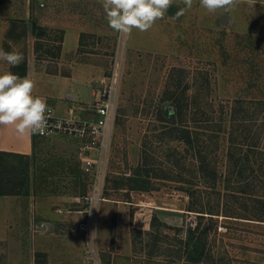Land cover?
Here are the masks:
<instances>
[{
	"label": "rangeland",
	"instance_id": "obj_1",
	"mask_svg": "<svg viewBox=\"0 0 264 264\" xmlns=\"http://www.w3.org/2000/svg\"><path fill=\"white\" fill-rule=\"evenodd\" d=\"M183 8V0H174L165 17L151 29L121 36L108 26L100 2L0 0V48H15L28 58L29 47L40 35L44 45L32 55L36 68L63 74L75 62L93 64L91 73L78 77L81 85L64 77L45 81V93L51 86L62 90L61 100L45 96L59 114H67L69 105L82 113L116 58L120 64L110 148L102 160L104 198H85L90 177L82 172L79 141L73 138L35 134L36 147L29 157L4 154L1 160L2 170L14 182H24L19 194L29 209L41 206L37 202L41 199L45 210L87 211L82 220L88 222L86 229H75L69 223L75 234L70 237L79 236L81 262L86 264H194L187 259L181 241L199 219L200 229L206 231V254L195 264H264V201L253 197L256 194L264 199V159L258 157L259 162L255 161L241 180L229 171L227 158L228 149L236 143L255 140L264 146V0L254 6L241 0L234 10L215 13L194 0L191 9L175 18ZM13 18H25L26 28L17 23L10 31ZM32 21L37 22L35 31ZM72 22L84 29L80 46L75 54L61 58V51L56 56L57 46L61 36L64 40L63 27ZM39 25L45 28L44 33ZM11 69L0 60V73ZM68 93L77 95L76 99H68ZM178 97L184 105L183 122L160 121L159 110L168 112ZM181 125L198 131L206 141L207 160L217 167L215 183L201 176L198 153L194 156L178 137ZM163 129L170 131L163 133ZM145 149L149 164L156 168L164 163L166 169L152 170L149 188H131L139 181L128 177L140 164ZM172 154L175 161L177 156L182 159L178 167L169 164ZM250 187L253 190H248ZM188 188L200 196L195 209L205 211L188 209L192 202ZM156 206L186 213L182 217L158 214ZM154 213L160 217L156 227L152 224ZM199 214L205 215L200 218ZM26 221L19 218L18 228L24 229L25 235L11 244L13 255H27L33 244L37 250L45 244L57 248L54 238L48 235L45 239L39 230L33 238L28 236ZM41 251L39 256H44Z\"/></svg>",
	"mask_w": 264,
	"mask_h": 264
},
{
	"label": "crops",
	"instance_id": "obj_2",
	"mask_svg": "<svg viewBox=\"0 0 264 264\" xmlns=\"http://www.w3.org/2000/svg\"><path fill=\"white\" fill-rule=\"evenodd\" d=\"M91 1L99 2V0ZM29 14L30 10L28 9L26 10V17H29ZM63 28L65 30L61 58L65 54H75L77 52L84 30L76 22L67 23ZM30 48L31 51L29 50L27 58L28 72L25 76L36 81L34 95L61 100L62 90L55 86H51L48 93H45V81H56L57 78L64 77L72 83L81 85L82 80L78 77L84 72L86 74L91 73L93 69L92 63L85 62L73 63L69 75L38 69L34 66L32 59V55L35 54V45L33 44ZM76 89L79 90L78 87ZM76 96L74 93L67 94V98H70V100H75ZM69 106L66 107V112ZM33 137L34 135L20 136L13 126H0V150L31 154L33 152ZM37 202L41 206L35 204V208L29 209L21 194H0V264H80L83 259L81 241L79 236L70 237L72 227L69 223L78 224L83 220L87 211L84 209H67L64 211L62 209L60 212H55L50 209L45 210L41 199H38ZM45 203H48V201H45ZM19 218L27 220L25 227L28 236L33 238V235L38 233L39 230L42 236L45 235V239L48 235L54 238L53 240L58 243L57 248H50L45 244V247L42 246L43 248L40 249L45 255L39 256L38 252L40 250H37L35 244H33V247H29L27 255L16 256L14 254V256L10 250L11 244L18 243L17 238L25 235V230L18 228Z\"/></svg>",
	"mask_w": 264,
	"mask_h": 264
},
{
	"label": "clouds",
	"instance_id": "obj_3",
	"mask_svg": "<svg viewBox=\"0 0 264 264\" xmlns=\"http://www.w3.org/2000/svg\"><path fill=\"white\" fill-rule=\"evenodd\" d=\"M108 26L121 36H130L133 30L146 32L162 20L174 0H99ZM254 6L258 0H246ZM194 0H183L185 8L179 9L175 18L192 8ZM241 0H199L209 13L218 10H234ZM0 60L12 67L19 66L23 54L16 50L0 48ZM36 81L28 76L20 77L9 71L0 73V126H13L20 135L43 134L48 125L51 108L44 97L34 95ZM98 210V209H97ZM91 211V210H90ZM90 213V212H89Z\"/></svg>",
	"mask_w": 264,
	"mask_h": 264
},
{
	"label": "trees",
	"instance_id": "obj_4",
	"mask_svg": "<svg viewBox=\"0 0 264 264\" xmlns=\"http://www.w3.org/2000/svg\"><path fill=\"white\" fill-rule=\"evenodd\" d=\"M17 23H23L25 28L27 26V21L25 18H23V19L13 18L12 22H11L10 31L15 30ZM32 23H33V27H34V31H35L36 26H37V22L32 21ZM39 26L42 29V32L44 33L45 28L42 25H39ZM24 34H26V32ZM41 40H43L42 36L37 35V38L35 41V52H38V50L41 47H43L44 42H42ZM62 40H63V36H61V38L59 40L60 43L57 46L58 47V53L56 56H60V51L62 48ZM11 70L13 73H15L19 76L27 75V72H28L27 56L24 57L23 62L19 66L12 67ZM48 72L58 73V71H56V70L48 71ZM63 74L69 75L70 71H65V72H63ZM180 100L181 99L179 97H178V99L173 100L174 102L172 103V109L169 108L168 112H166V113L164 112L163 108H161L159 110V115H160L159 120L164 121L166 123H170L172 125H175L177 123H182L183 122L184 105H183L182 101H180ZM236 109H237V107H236ZM240 111H241V109H240ZM235 112H238V109L235 110ZM195 113H196V111H195ZM235 118H236V115H235ZM240 119H242V118H240ZM245 120H248V119L246 118ZM164 128H168V126H165ZM163 130H165V131H163V133L170 131V129H168V130L163 129ZM179 130H180V133H179L178 137L183 139V141L185 143H187V148L189 147L188 148L189 150H192L193 152H195L194 156H197V153L199 155L198 171L200 172L201 176L206 178L207 180L208 179L212 180L215 183L216 176H217V173H216L217 167L214 163H212V161L207 160V155L209 152H208V146L206 145V141L203 142L202 138L199 136L198 131H196V130L192 131L190 129V127H188L187 125H181ZM241 130H240L241 139L244 140V136H246L245 131L242 128H241ZM194 132L196 134H194ZM233 140H234V138H233ZM251 142L246 143L245 145H244V142L233 144V145H231V148H229L227 151V158H228V162H229V171H231L234 174L235 178H241V180H244L243 178L245 176L244 177H242V176L245 174V172L253 169L255 161L259 162L258 157H261V159H264V146L259 145V143L255 140H252ZM36 143H37V140H36L35 135H34V137H33V151L36 147ZM258 153H260L261 156H259ZM4 154H6V155L7 154L23 155V156H27V157H29L30 154H23V153H16V152H11V151L0 150V194H18V193H20V191H19L20 186L23 185L24 182L23 181L22 182L21 181L20 182H14L11 179L10 174L6 173L4 170H2V167H1L2 161L1 160H2V155H4ZM253 157H255V159H253ZM171 159L172 160L169 161V164H172V162H173V164H175L177 167L182 163V159L179 156L176 157V161H175L173 159V154H172ZM261 164L259 163V165H261ZM80 166H81V163H80ZM166 166L167 165L164 163H159V165H156V168H155L154 165L149 164V153L147 152V149H145L141 155L140 164L132 171V173L128 177L131 181H133V180L139 181V184H134V185H132L131 188H137V187H139L141 189L142 188H144V189L149 188L150 186L148 185V183L150 182L149 180L151 177L150 174H151L152 170L159 169L160 171H164V169H166ZM261 166H263V164ZM82 172L85 173L83 170H82ZM85 174L87 175V173H85ZM164 174H166V173H164ZM233 190H236V189H233ZM248 190H253V188L250 187ZM187 191H188V194L192 196V202H191V204H189L188 209L197 210V211H205V210L195 209V208H199L200 196L195 195L194 191H192V189L190 190L188 188ZM255 195L256 194H254L253 197H256V200H258L260 202L264 201L263 198L257 197ZM204 215L205 214H199L200 218H202V216H204ZM159 218L160 217L156 213L153 214L152 224L154 227H156L157 223L160 221ZM200 227H201V223H200V219H199L196 222L194 227H190L188 229L185 240L181 241V242H184V248L186 251L187 259L194 262V264L203 260L205 254H206V252H205V249H206L205 248L206 231L200 229ZM153 250H151V251H153Z\"/></svg>",
	"mask_w": 264,
	"mask_h": 264
},
{
	"label": "built area",
	"instance_id": "obj_5",
	"mask_svg": "<svg viewBox=\"0 0 264 264\" xmlns=\"http://www.w3.org/2000/svg\"><path fill=\"white\" fill-rule=\"evenodd\" d=\"M113 64L109 72L100 79L91 105L82 113L77 112V106L70 105L67 114H59L54 106L46 101L51 113L44 133L39 134L42 137L59 134L79 141L81 168L90 177V192L84 196L91 201L104 198L101 172L105 165L102 160L107 157L110 148L116 97L121 81V68L117 58ZM87 226L88 222L81 221L75 224L74 228L81 230Z\"/></svg>",
	"mask_w": 264,
	"mask_h": 264
},
{
	"label": "water",
	"instance_id": "obj_6",
	"mask_svg": "<svg viewBox=\"0 0 264 264\" xmlns=\"http://www.w3.org/2000/svg\"><path fill=\"white\" fill-rule=\"evenodd\" d=\"M155 212L158 214H163V215L182 217L186 213V210L176 209V208H168V207H164V206H156Z\"/></svg>",
	"mask_w": 264,
	"mask_h": 264
}]
</instances>
